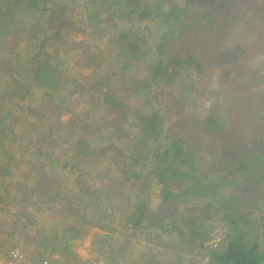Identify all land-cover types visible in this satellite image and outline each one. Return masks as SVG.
Masks as SVG:
<instances>
[{"label":"trees","instance_id":"16d2710c","mask_svg":"<svg viewBox=\"0 0 264 264\" xmlns=\"http://www.w3.org/2000/svg\"><path fill=\"white\" fill-rule=\"evenodd\" d=\"M89 1L97 2V5L107 1L108 7L112 6V1L117 3L115 0ZM248 2L249 0L242 2L239 0H185L183 6H177L172 0L167 2L156 0L158 9H161L164 3L166 4L164 15L167 19L160 20V26H166V30L160 42L156 44L155 57L150 58L142 68V77L138 79L133 76L129 82L134 89L145 90L150 94L161 87L160 92L164 91L166 95L165 102L158 103L156 107L152 106L149 101L151 97H154L153 94L149 97L147 105L142 103L139 106H129L122 103L119 96L109 88L107 91L100 90V103L107 107L109 110L107 114L110 116L101 126L108 135L127 141L126 146L125 148L109 146L100 149L98 155L109 149L107 158L110 159V162L103 166L104 170L100 171L102 172L100 186L90 188L78 179L75 199L67 200L61 207H57L58 217L64 216L65 213H71V217L77 216L78 211L75 209L80 206L88 207L91 211L110 208L120 214L123 226L131 230H138L144 234L145 231L150 233L153 226H157L161 231L176 230L181 234L180 241H186L187 245L196 243L206 249L210 256L209 264H264V250H260L261 245L258 241L259 237L264 238V216L261 215V209L254 206L257 201L264 204V76L261 69L256 73L258 76L254 77L256 70H250L253 64L247 63V57L244 59V54L252 49L254 42L251 41L247 46L240 43L235 48L231 46L223 50L224 45L219 42L222 41L220 36L224 34L220 33L216 36L215 33L212 42L216 47L215 51L218 50L216 55L207 53L210 43L205 50H196L197 47L192 46L194 51L189 49L181 56H173L169 53L170 48L167 51L169 42L166 41L168 36L177 35L184 43L189 44V41L196 43L202 40L205 34L212 35L214 30L220 29V32L223 30L228 35L234 31V28L240 29L244 35L249 31H258L261 35L264 33L261 31L264 28V2L257 1L260 2L258 5L260 9L254 8L252 16L255 22L251 24L246 22L243 15L241 16L248 7ZM66 5L64 3L56 5L52 0H7L4 3L5 8L0 9V23L3 30L0 29V32L8 40L9 46L15 48L17 40L11 29L15 24L16 15L19 12L38 11L37 21L34 20L30 28L23 27L20 33L17 31L16 33L18 36L25 33L29 39L39 40L37 38L39 34L35 33L40 24L38 19L47 13L45 21L51 26L50 29L53 27L55 30L54 39L59 31L55 27L61 29L67 25L70 10ZM116 5L119 9L120 4ZM129 7L130 14L127 13V19H130V16L137 13L140 8L143 12H147L148 9L147 6L142 7L141 0H133ZM148 14H150L149 10ZM98 15V11L92 12L88 19L95 24V27L103 28L101 25L105 21ZM168 16L169 18L174 16L172 21H168ZM144 17L141 15L139 18ZM218 17L222 22L221 28L217 26ZM259 27L262 28L259 29ZM109 37L115 39L114 46L118 50V56L125 57L131 67L136 66L141 58L148 55L147 41L141 33L119 31L114 28L113 33H109ZM43 44L44 41H41L40 48ZM54 47L57 50L58 47ZM47 51L43 53L45 56L43 59L37 58V55L33 56L30 68L34 84L48 92L45 93L46 95H52L65 86L68 80L64 79L60 82L61 75L58 73L65 58L55 57L52 51L50 53ZM83 51L80 52L84 54ZM52 59L54 64L50 65L49 62ZM208 59H211V64L216 67L227 62L235 63L233 69L235 74L230 78L224 77L220 83L224 82L223 80H227L230 85L241 83L239 86H242L243 90L246 89L245 87L254 85L247 101L235 105V101L231 102L230 97L226 98L227 102H223L224 97L214 95L205 113L198 115L197 110L201 109L199 90L207 84L208 70L211 69L210 65H206L209 64L206 63ZM3 68L9 71V63H4ZM227 68L229 67L223 69ZM224 75L222 70V76ZM9 82L13 87L14 85L11 84L16 80L11 78ZM101 83L107 84L105 81ZM93 86L95 84L90 85V88ZM239 86L236 88H240ZM28 91L27 88L24 93L27 94ZM190 101L192 102L191 110L195 114L185 117L180 111L184 112L185 105ZM172 112L176 114V121L169 122L164 131L161 124L165 119L170 120ZM129 118L132 119V123L128 128H124L123 125L129 121ZM76 122L71 121L68 125H64V128L57 127V129L64 132L68 152L79 164L85 163L88 158L95 155L96 151L90 146L87 136L91 133L96 135L100 130L99 128L88 130L85 125L87 129L78 131L79 124ZM59 138L60 135L58 136L56 132L49 135L43 145H37L35 153L42 155L47 153L50 156L55 149L54 146L61 144ZM202 152L208 159L200 157ZM3 155L8 165L17 161V158L9 153L4 152ZM197 158H201V162H198ZM102 163L104 164V161ZM27 164L29 170L35 174L38 173L39 167H34L33 161L31 163L27 161ZM145 164L149 167L148 175L157 178L160 184L159 205L155 210L148 208L146 202L140 198H137L134 203H128L126 196L128 191L124 190V188H131L133 179L148 176L142 175L139 168ZM3 167L5 171L6 167ZM37 180L48 181L47 178ZM46 186H48L47 183L40 190L47 191ZM211 189L226 195L221 201L217 194H214V199H217L216 204L219 202L217 207L205 203L201 209L196 203L187 206L183 204L187 203L186 198H195V200L198 197L204 198L206 192ZM58 198L60 195L54 193L48 195L46 199L53 204ZM47 201L44 202L48 203ZM71 203L78 207H72ZM232 206L238 210L231 209ZM218 213L221 215V220L228 225V234L225 235L222 249L205 246L203 244L205 238L202 233H198L197 228V222L200 223L209 215ZM77 218L80 219V217ZM81 222L84 223L83 219ZM76 230V228L64 230L60 239L56 241L50 242L46 238L48 245H45L47 244L45 242L37 244L48 252L44 255L48 264H64L61 258L83 264L76 259L78 256L70 249V241L81 237ZM110 230L116 231L114 228ZM152 234L155 237L159 236L156 232ZM104 238L98 239V242H103ZM109 250L114 249L110 247ZM54 251L58 253V257L51 259L52 257L49 256Z\"/></svg>","mask_w":264,"mask_h":264},{"label":"rangeland","instance_id":"374dc122","mask_svg":"<svg viewBox=\"0 0 264 264\" xmlns=\"http://www.w3.org/2000/svg\"><path fill=\"white\" fill-rule=\"evenodd\" d=\"M52 1L56 5L59 3L67 4V9L70 10L67 25L61 29L55 27L59 31L54 39L55 30H53V27L50 29L51 26L45 21L47 13L41 18L42 20L38 19L40 24H38V31L35 33L39 34L37 37L39 40L29 39L25 33L21 36L16 33V31L20 33L23 27L30 28V24L39 17L38 11V13L19 12L16 15L15 24L11 29L17 40L15 48L9 46L8 40L0 32L1 251L12 246H19L35 259L45 258L44 255L48 252L37 246V244L45 242L47 243L45 245H48L46 238L50 242L56 241L60 239L64 230L76 228L81 237L70 241V249L78 256L76 259L83 262V264H90L98 258H103L107 264H209L210 256L207 254L206 249L196 243L187 245L186 241H180L181 234L176 230L161 231L157 226H153L150 233L145 231V234L138 230H131L123 226L120 214L110 208L91 211L88 207H78L71 203L72 207H78L75 209L78 211L77 216L71 217V213H65L61 217L57 216V207H61L67 200L73 201L75 199L74 194L77 191L78 179L90 188L100 186L102 179V172L100 171H103V166L110 162V159L107 158L109 149L98 155L100 149L109 146L120 148L126 146L127 141L120 140L117 136L108 135L101 126L110 116L107 114L109 112L107 107L100 103V90L107 91V88H109L119 96L122 103L129 106H139L142 103L147 105L149 97L153 94L154 97H151L149 101L152 106L156 107L158 103L164 104L166 95L164 91L160 92L161 87L156 88V91L150 94L146 93L145 90L134 89L130 86L129 79L133 76L138 79L142 77V68L150 58L155 57L156 44L160 42V38L164 36L166 30V26H160L161 21L167 19V17L164 15L166 14L164 8L166 4L164 3L161 9H158L156 0H141L142 7H148L147 12H143L140 8L137 13L130 16V19H127V15L130 14L129 6L133 0H115L120 4L119 9L117 3L113 1L111 7H108L107 1H104L105 3L102 5H100L101 3L97 5V2L90 3L89 0ZM239 1L242 2L243 0ZM257 1L264 2V0H254V2L249 0L248 7L241 14L249 24L255 22L252 16L254 8L260 9L258 7L260 2ZM6 2L7 0H0V9L5 8L4 3ZM172 2L177 6H183L185 0H172ZM148 10L150 14H148ZM95 11H98V17L103 18L105 21L101 25L103 28L95 27V24L88 19L89 15ZM140 14L145 17L139 18L141 17ZM173 17L170 16L169 18L168 16V21H172ZM221 24L222 22L218 17L217 26L221 28ZM114 28L119 31L141 33L147 41L146 51L148 55L141 58L140 63L136 66H129V61H126L125 57L118 56V50L114 46L115 39L109 37V33H113ZM0 29L3 31L1 23ZM219 30H214L212 35L205 34L204 38L196 41V43L189 41V44L180 41L177 35L168 36L166 38V41L169 42L167 51L170 48V54L181 56L189 49V51H194L192 46L197 47L196 50H205L211 43L207 53L216 55L218 50L215 51L216 47L212 42L213 35L216 33V36H219L220 33H223L224 35L220 36L222 41L219 42L223 43L225 48L223 50L231 48V46L235 48L240 43L247 46L251 41L254 42L252 49L245 53L246 55L244 54V59L247 57V63L253 64L250 70H256L254 77L258 76L256 73L261 69H263L262 75L264 76V33L259 35L258 31H249L244 35L240 29L234 28V31L227 35L223 30L221 32ZM261 31H264V28ZM41 41H44L42 48L39 46ZM52 42L53 44H50ZM53 45L58 47L57 50L54 49ZM46 49L50 50L47 51ZM82 50H84V54L80 52ZM45 51L49 53L52 51L55 57L63 56V59L65 58V62L59 68L58 73L61 75L60 82L64 79L68 81L65 86L52 95H46L45 93L48 92L34 84L30 68L32 57L37 55V58L43 59ZM53 62L54 59L49 64L53 65ZM211 62V59L206 62L209 63L206 65L211 67L206 78L207 84L199 90L201 109L197 110L198 115L205 113L211 105L214 95L224 97L223 102H227L226 98L230 97L231 102L235 101V105H238L248 100L250 91L255 87L251 85L243 90L242 86H239L241 83L230 85L227 80L220 83L224 77L230 78L235 74V71H233L235 63L227 62L216 67ZM4 63H9V71L4 70ZM226 67L229 68L223 69ZM222 70L224 76H222ZM11 78L16 80L11 84L14 85L13 87L10 86L9 82ZM104 81L107 84L101 83ZM92 84H95V86L90 88ZM236 86L240 88H236ZM27 88L29 91L25 94L24 91ZM46 90L48 91V89ZM9 91L13 94L9 95ZM191 108L192 102L190 101L185 105L184 112L180 111V113L184 114L185 117H189L191 114L194 115L195 112ZM71 121L74 123L77 121L76 123L79 124H77L78 131L87 129L85 125H87L88 130H91L89 128H99L100 130L96 135L91 133L87 136V141L96 153L88 158L85 163L78 164L72 158V155L68 152L64 132L62 133L60 129H57V127L64 128ZM173 121H176L174 112L170 113V120H163L162 129L165 131L167 124ZM130 123H132L131 118L124 123L123 127L128 128ZM55 132L58 136L60 135L59 142H61V146L58 144L54 146L55 149L52 150L50 156L47 153L46 155L36 154L37 145H43L46 138ZM4 152L17 158V161L13 162L15 167H13V164L8 165L5 163ZM201 154L200 157H207L203 152ZM27 161H30V163L33 161L34 167H39L37 174L29 170ZM102 161H104V164ZM197 161L201 162V158H197ZM3 166L6 167L5 171H3ZM139 168L143 173L142 175L149 174L147 172L149 167L146 164ZM43 178H47L48 181L37 180ZM133 180L134 184L131 183V188H124L128 191L126 195L128 203H134L137 198H140L146 202L147 207L151 210L157 209L159 205L158 194L160 192V184L157 178L148 175L145 178L141 176V178ZM45 183L48 186H46L47 191L44 192L40 188ZM54 193H58L60 198L51 204L46 198ZM214 194H217L221 201L226 197L223 192L219 191L217 193L214 189H211L206 192L204 198L199 199L198 197L196 200L195 198H186L187 203L183 204L187 206L196 203L201 209L205 203L217 207L219 202L216 204L217 199H214ZM180 206L183 205L180 204ZM254 206L255 208L259 207L261 215L264 216V204L257 201ZM49 207L53 208L50 209ZM54 208L56 209L54 210ZM231 209H236V207L232 206ZM77 217H80V219ZM112 228L116 231L112 232L110 230ZM197 228L198 233H202L205 238L203 242L205 246L222 249L226 239L225 235L228 234V225L221 220L220 213L209 215L200 223L197 222ZM83 231L84 233H81ZM155 232L159 233V236L155 237L152 234ZM106 236L109 238H104ZM100 238H104V241L99 243L98 239ZM258 241L261 245L260 250H264V238L259 237ZM110 247L114 249L116 254L113 253V250H109ZM49 257L55 259L58 257V253L54 251ZM61 261L64 264L67 263L66 261L71 264L77 263L71 259L61 258Z\"/></svg>","mask_w":264,"mask_h":264},{"label":"built area","instance_id":"2783aa9c","mask_svg":"<svg viewBox=\"0 0 264 264\" xmlns=\"http://www.w3.org/2000/svg\"><path fill=\"white\" fill-rule=\"evenodd\" d=\"M0 264H48L44 257L35 259L19 247H11L7 250H0ZM90 264H107L103 258H98Z\"/></svg>","mask_w":264,"mask_h":264},{"label":"crops","instance_id":"0c3cea01","mask_svg":"<svg viewBox=\"0 0 264 264\" xmlns=\"http://www.w3.org/2000/svg\"><path fill=\"white\" fill-rule=\"evenodd\" d=\"M8 93H9V95H10V94H11V91H9ZM70 244H71V243H70ZM70 246H71V245H70ZM12 247H13V246H12ZM14 247H16V246H14ZM18 247H19V246H18ZM72 247H73V245H72ZM10 248H11V247H10ZM0 250H2V247H0ZM72 251H73V250H72ZM113 253H115L114 250H113ZM115 254H116V253H115ZM36 259H37V258H36Z\"/></svg>","mask_w":264,"mask_h":264},{"label":"flooded vegetation","instance_id":"af4514ba","mask_svg":"<svg viewBox=\"0 0 264 264\" xmlns=\"http://www.w3.org/2000/svg\"><path fill=\"white\" fill-rule=\"evenodd\" d=\"M38 259V258H37Z\"/></svg>","mask_w":264,"mask_h":264}]
</instances>
